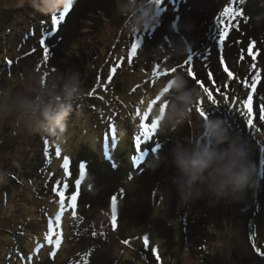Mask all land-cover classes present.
Returning a JSON list of instances; mask_svg holds the SVG:
<instances>
[{
	"label": "rangeland",
	"instance_id": "obj_1",
	"mask_svg": "<svg viewBox=\"0 0 264 264\" xmlns=\"http://www.w3.org/2000/svg\"><path fill=\"white\" fill-rule=\"evenodd\" d=\"M72 1L62 8L68 12V18L75 17L76 10H85L88 6L81 3L82 0ZM203 1L173 0L176 8L188 4L187 8L180 7L182 11L173 14L169 3L162 2L161 12L152 10L147 25L151 23L152 26L159 18L167 20L171 14L177 16L181 12L191 19L197 13L200 19ZM209 1L220 3L221 11L224 7H233L243 13L232 21L228 38L231 34L236 36L239 31L248 33V47L239 50L231 45V57L226 58L223 53L228 49L223 45L221 50L217 43V19L214 18L213 23H208L207 29L202 31L199 45L195 41L201 30L188 20V28L171 29L170 38L164 35L143 40L144 47L129 61L131 41L136 43L138 37L125 39L124 33L129 34L135 29L132 33L136 34L142 25V29L146 28L147 25L141 22L144 0H112L107 12L99 16L86 15L79 19L77 15L73 22L61 23H64L66 34L74 28L79 32L66 49L56 47L61 59H66L58 70L55 64L42 61L43 49L35 50L39 47V40L44 47L50 39L55 43L59 40L60 32L51 37L42 35L48 30L51 32V26L41 20L46 14L33 8V0H0V264H150L139 253V247L145 246L144 235L149 236L148 247L162 254L164 264H238L239 248L246 260L254 262L258 255L256 249L264 251V128L255 123L257 113L260 115V109L264 107V39L256 42L260 50L258 54L254 45L264 30V0L260 3L259 0ZM244 18L249 19H246L248 23ZM32 27H35L34 33ZM33 35L42 36L36 39ZM175 36L178 39L174 38L172 42ZM175 42L179 50L172 44ZM237 50L241 57H234ZM253 53L258 56L253 57ZM190 54L195 55L191 64H187L186 56ZM20 60H24V64H20ZM215 60L219 62L218 69ZM248 60L251 62L247 63ZM208 65L214 70L210 82L214 83V75H220L224 81L222 87L225 91L212 92L216 104L208 101L207 93L199 83L206 77L196 76V80H191L188 75L189 68L194 73L205 70L209 74ZM113 67L117 72L110 74ZM172 68H176V72H172ZM73 74L78 75L80 97L73 101L66 130L38 131L35 117L21 107L22 101L24 98L35 99L34 89L39 87L37 81L55 82L60 88L63 80ZM257 75L259 79L253 92L250 85ZM174 78H183L188 81V87L194 86L200 91L202 98L199 102L207 119L224 120L229 134L240 137L249 146L250 160L254 165V186L247 188L241 199L217 201L204 197L181 203L178 190L171 182L174 168L168 163L170 152L177 141L194 139L204 119L198 114L197 103L189 118L175 129L161 123L156 115L165 110L164 104L168 107L174 102L176 93L167 87ZM249 93L253 96L256 128L249 126L244 114L247 110L244 102ZM119 100L125 109H135L143 115L141 117L150 113V120L156 127L146 131L143 123L151 121H140V116L136 117L134 113V118H130V112L119 106ZM148 100L150 103L146 108L140 106L141 102L147 104ZM115 113L120 118L111 120ZM121 114L130 119L120 121ZM108 120L110 123L106 122ZM57 148L59 156L55 154ZM144 154L152 158L145 165L152 169L145 175L142 173L123 180L127 177H122L119 171L115 173L101 168L102 158L107 157L105 160L112 167L121 168L124 164L133 165ZM65 169L70 175H65ZM157 170L162 174L158 176L152 194L154 221L128 228L130 219L119 220L124 216L120 213L114 228L110 218L105 216L106 209L98 203L106 204L109 190L117 186L122 190L129 188L125 190L123 208L131 207L127 200L132 197V206L137 209L139 201L135 200L134 191L139 192L143 179ZM81 173L80 182L91 181V187H95L86 194L92 198L94 206H76L74 210L66 207L59 227L54 228L60 233L61 243L59 247L49 244L45 239L49 220H54L61 212L59 197L54 194L53 187L63 189L67 183L69 189ZM65 198L67 205L68 197ZM249 211L253 212L247 217ZM197 213L202 218L191 223ZM158 218L166 224L156 227ZM80 220L82 224H75ZM164 225L166 237L172 235L173 240L161 235ZM167 227L172 229L167 230ZM76 230L78 232L74 234ZM53 252L54 256L51 255Z\"/></svg>",
	"mask_w": 264,
	"mask_h": 264
},
{
	"label": "clouds",
	"instance_id": "obj_2",
	"mask_svg": "<svg viewBox=\"0 0 264 264\" xmlns=\"http://www.w3.org/2000/svg\"><path fill=\"white\" fill-rule=\"evenodd\" d=\"M72 0H33V6L43 14H52L67 7ZM146 10L141 22L149 19ZM35 88V99L24 98L21 107L32 114L37 130L51 133L66 130V121L72 112L73 101L80 97L78 75L63 80L58 88L55 82L40 83ZM169 91H175L174 102L159 112L161 123L171 128L182 125L191 109L201 100L196 87H188L183 78L168 82ZM168 163L174 168L171 182L176 186L182 204L204 197L215 199H241L247 188L253 187L254 165L250 160L247 143L229 134L222 119H204L194 139L177 141L171 149Z\"/></svg>",
	"mask_w": 264,
	"mask_h": 264
},
{
	"label": "trees",
	"instance_id": "obj_3",
	"mask_svg": "<svg viewBox=\"0 0 264 264\" xmlns=\"http://www.w3.org/2000/svg\"><path fill=\"white\" fill-rule=\"evenodd\" d=\"M111 1L112 0H82L81 1V3H83V4H87L88 6H86V9L84 10H82V11H79V10H76L77 11V13L76 14H74L75 15V17L74 16H72V18H68V17H66L67 15H68V12H64V9H62V10H60V11H57V12H55V13H52V14H46V15H44V17H42V22L44 23V24H49V26H51V32H49V30L46 32V33H43L42 35H44V36H46V37H51L52 35H54V34H57V33H59L60 32V36H59V40H58V42L57 43H55L54 41H53V39H50L49 41H47V46L46 47H44L45 45L43 44V46L41 45V40H39L38 42H37V46H39V47H36L35 48V50H40V49H43V47L44 48H47V50H48V53H49V59L47 60L49 63H53V64H55L56 66H57V69L59 70L60 69V65L62 64V62L64 61V60H66V59H61V56H60V53H59V51L56 49V47L59 45V46H61L62 48L64 47L65 49L67 48V47H69V45H71V43H72V41H73V37H78V28L76 29V28H74V29H72V31H71V33L70 32H68L67 34L65 33L66 32V28L64 27V23L65 22H67V21H74V19L76 18V16L78 15V17H79V19L80 18H83V16L85 17L86 15H89V16H93V15H96V16H99V15H101L102 13H104V12H107V10H108V7H110V5L109 4H111ZM172 1L173 0H161V3L162 2H168L169 3V5L171 6V10H172V14L173 13H178L179 11H182V10H180V7L179 8H176V7H174V5L172 4ZM203 1V0H202ZM252 1V0H251ZM35 2L36 3H39V0H35ZM264 2V1H263ZM72 3H73V1H72ZM159 4V6H157V4H156V0H144V3H143V6H142V9L144 10V12L146 11V10H150L151 12H154V11H152V10H157L156 12L157 13H160L161 12V10H162V8H161V6H162V4ZM259 3H260V0H259ZM22 6V5H21ZM21 6H19V8H22ZM33 6V5H32ZM73 7V6H72ZM185 7L187 8L188 7V4L187 5H184L183 7H181V9H185ZM33 8L34 9H36L34 6H33ZM68 9V8H67ZM142 9H139V11H141ZM203 11V12H202ZM221 12V9H220V3L218 4V2H216V1H214V2H210L209 0H206V1H203V6L201 7V9L199 10V14H200V19L198 18V16H197V13L195 14V16L191 19L190 17H188V15H186L185 13H183V12H181V13H179L177 16H172V14L167 18V20L165 19V18H161V20H160V18H159V20H158V22L156 23V24H154V25H152V26H150V24H148L147 25V23H148V21H143L142 23H144V26H146V28H144V29H142V27H143V25H142V27H141V30H139V31H137L136 32V34H133V33H135V32H133L134 30H132L129 34H127V33H124L125 34V36H127V38H125V39H128V38H131L132 36H135V35H137V37H138V39H136L135 41H137V42H139V44H140V48H143L144 47V45L145 44H143L144 42H143V40H148V37L150 38L151 37V39H157V38H159V37H161V36H164V35H167L169 38H170V30L172 29V30H175V31H178L179 29H185V28H188V20H192V22H194L195 23V27H199L198 29L199 30H201V32H200V34H199V38H198V40L197 41H195V43H198V45L200 44V40H201V36H202V31H204L205 29H207V24L208 23H213V20H214V18L215 19H217L216 17H218V15H219V13ZM31 14H33L34 15V13H31ZM31 18H33V17H31ZM57 21H56V20ZM65 19H68V20H66L65 21ZM245 20L246 19H248V18H244ZM248 21H249V19H248ZM248 21L246 20V22L248 23ZM62 22H64L63 24H61ZM75 24V23H74ZM191 24V23H190ZM189 24V25H190ZM262 24V23H261ZM173 25H175V27L173 28ZM36 26V25H35ZM48 26V27H49ZM211 26H213V25H211ZM74 26H71V28H73ZM39 28V27H38ZM70 28V27H69ZM194 28V27H193ZM264 28V27H263ZM262 28V29H263ZM197 29V31H199ZM147 32H146V31ZM34 31H35V27H32V32L34 33ZM133 32V33H132ZM143 32V33H142ZM192 32V31H191ZM214 32H216V31H213V33ZM261 34H259V39H257V40H255V44L254 45H256V42L258 41H260V40H263L264 39V30L262 31L261 30ZM152 33H154V34H152ZM242 32L241 31H239V32H237V35L235 36V35H230L229 36V38L227 39H225V41H224V46H226V48L228 49V52H225V53H223L224 54V56H226V58H228V57H231V52L229 53V51H231V45H233L234 47L236 46L237 48H239V50L241 49V48H245V47H248V44H249V38H248V33L247 34H241ZM36 34H37V32H36ZM65 34V35H64ZM193 34V33H192ZM239 34H241V35H239ZM42 35H37V36H35V35H33V37L34 38H36V39H40V36H42ZM218 36V35H217ZM133 38L134 37H132L131 39L133 40ZM174 38H177L176 36L175 37H173V39H172V42H173V40H174ZM192 38H193V36H192ZM262 38V39H261ZM72 39V40H71ZM178 39V38H177ZM182 40L184 39L183 37L181 38ZM255 39V38H254ZM254 39H252V41H254ZM145 40V41H146ZM131 43H134V41H131ZM141 43H142V46H141ZM183 43V42H182ZM172 44H175L176 46H177V49H178V47H179V45H178V43L177 42H175V43H172ZM257 46V45H256ZM148 47V45L146 46V48ZM196 47V46H195ZM253 47V46H252ZM140 48L138 49V51L136 52V53H134V55H135V57H137V55L140 53L139 52V50H140ZM230 48V49H229ZM194 50L196 49V48H193ZM192 49V50H193ZM252 49H254V48H252ZM255 49H257L256 51H257V54L259 53V47L257 46ZM263 49V48H262ZM130 51H131V47H130V49H129ZM179 50V49H178ZM187 50H189L190 51V49L187 47ZM256 51L254 52V53H256ZM37 52H39V51H37ZM43 52V51H42ZM235 52V54H233L234 55V57H241V55L242 54H240L239 53V51L237 50V51H234ZM253 53V57H257L258 55H255ZM262 55V54H261ZM67 57H68V55H67ZM134 57V58H135ZM41 59H42V61H45L44 59H43V53L41 54ZM244 59V58H243ZM263 59H264V56H263ZM259 60H260V58H259ZM135 61H137V59H135ZM215 62H216V68L218 69V67H219V62L218 61H216L215 60ZM251 62V60H248L247 61V63H250ZM20 64H24V60H20V62H19ZM54 65V66H55ZM70 67H71V65H69ZM209 66H211V65H208L207 66V70L208 71H210L211 73L214 71L213 69H212V67H209ZM20 68V67H19ZM21 69V68H20ZM205 71V70H204ZM198 72V71H196V73H195V77L193 78V77H191V80H196V76H198V78H200V77H202V76H204V77H206L205 78V80H204V82H203V86H208V88H209V90L211 91V92H213L214 90L216 91V92H219V91H225L224 90V88L222 87V83H224V81H223V79L221 78V76L220 75H218V76H215L214 75V78H213V80H214V83H211L210 82V77H208L209 76V74L208 73H206V72ZM198 74V75H197ZM213 74V73H212ZM222 79V80H221ZM103 81H106V80H103ZM215 84V85H214ZM225 86H226V83H225ZM118 93V92H117ZM145 99V98H144ZM144 101V100H143ZM125 102V101H124ZM145 102V101H144ZM148 103H150V101L148 100L147 101V104H142V102H141V105L140 106H142L143 105V108H146L147 107V105H148ZM127 104V103H126ZM82 106H84V105H82ZM119 106L123 109V110H128V109H125L122 105H121V103H120V100H119ZM138 109V108H137ZM128 112H130L129 113V117L130 118H134L133 116V113L136 115V117H139L140 116V121H146L147 122V120L148 121H151L150 120V113H148L147 115H148V119L147 120H145L144 119V117H141V116H143L142 114H138V112H137V110H128ZM152 114V113H151ZM261 114V113H260ZM146 115V116H147ZM123 115L121 114V120L120 121H126V120H129L130 118L128 117V116H126V118H123L122 117ZM155 116V115H154ZM157 117H159L158 115H156ZM259 113H257V115H256V117H255V123H256V125H258L260 128H264V125L263 124H261V122H263L264 123V121H261L260 119H259ZM118 118H120V115H118L117 116V114L115 113V114H112V117L110 118L111 120H116V119H118ZM155 118V117H154ZM107 123H110V121L108 120V121H106ZM114 129H115V131H116V128L114 127ZM114 131V132H115ZM116 133V132H115ZM152 136H153V134L151 135V138H152ZM150 137V136H149ZM239 137V136H238ZM239 139H240V137H239ZM242 140V139H241ZM187 142V141H186ZM261 150V149H260ZM264 150V149H263ZM110 155V153H108V155L107 156H109ZM76 156L78 157L79 156V151L77 152V154H76ZM76 156H75V158H76ZM103 156V155H102ZM107 158V157H106ZM106 158H102V161L100 160V162H102L101 163V168L103 167L104 168V170H108V171H110V172H115V173H117L118 171L120 172V173H122V177H127V179H123V180H129V179H131V177L132 176H134V175H140V174H146L147 172H149V171H151V169H149V167H148V165L147 166H145L146 164H148L149 163V161L152 159L151 157H150V155L148 156V155H146V154H144V156L142 157V158H140L138 161L137 160H135L134 162H133V165H130V164H128V165H126V164H124L123 165V167H121V168H118V167H116V168H114V167H112L105 159ZM88 161V160H87ZM85 163H86V160L84 161ZM71 163V162H70ZM157 165V164H156ZM82 168L83 167H85L84 165H82L81 166ZM135 173V174H134ZM148 174V173H147ZM160 174H162V171L161 170H157L156 172H152V174L149 176V178L147 177V179H143V185L142 186H140L139 184V192H136L137 190H135L134 191V195H135V200L136 201H139V203H138V208L136 209V207H133L132 206V203L134 202V200H133V198L132 197H128L129 198V200H127V203H131V207H128V208H123V205H125L126 204V202H125V200H126V198L124 197V194L126 193V191L129 189V188H124L123 190L121 189L122 187H120V189L119 188H117V186H115L114 188H112V189H110L109 190V194H108V197H107V203L106 204H104V203H98V204H101V206L104 208V209H106V213H105V216H107V218H110V220H111V216H112V198L113 197H116V199H117V211H116V214H117V219H118V217H119V214L120 213H124V216H122V217H120L119 218V220H122V219H125L126 217L128 218V220L130 219V221H128V228H136V227H140L141 225H144L145 223H148V222H150V221H154L153 219H154V209H153V207H152V194H153V189H154V186H155V184H157V181H158V176L160 175ZM83 176V175H82ZM82 176L80 175V177L79 178H76L74 181H72V183L69 185L71 188H69V189H67L66 191H65V196L66 197H70V195L73 193V192H75V191H77V189H76V180H80V179H82ZM144 178V177H143ZM85 180H87V179H84V181ZM91 181H87V182H80V188H79V195H78V200H80V202H78L77 203V205L76 206H80V207H84V206H86V207H88V205H90V207H92V206H94L93 204V202L91 201V199L92 198H88L87 196H86V194H87V191H89V190H94V186H92L91 187ZM72 186H73V188H72ZM88 187H90V188H88ZM88 189V190H85V189ZM126 190V191H125ZM86 200V201H85ZM133 200V201H132ZM82 202V203H81ZM124 209L126 210V211H124ZM127 209H129V210H127ZM175 209H177V208H175ZM202 213L203 212V210L202 211H198V213ZM251 212H253V211H249V213H248V215H247V217H249L250 215H251ZM198 213L197 214H195L194 215V218L195 219H191L192 221H191V223H193V222H196L198 219H201L202 218V215H198ZM115 214V207L113 206V215ZM174 217H176V216H174ZM171 218H173L172 216H171ZM176 218H178L179 220L181 219V217H176ZM159 219V221H155V223H156V227H158L159 225H162V224H166V223H164V222H162L161 220H160V218H158ZM158 219H155V220H158ZM82 222L83 221H78V222H76L75 224H78V223H81L82 224ZM158 223V224H157ZM85 224L83 223V225L82 226H84ZM168 228H170V229H172L171 227H167V230H168ZM83 229V228H82ZM81 229V230H82ZM79 230V229H78ZM78 230H76L75 232H74V234H76V232H78ZM161 235L163 236V237H165V238H167L166 237V235H165V233H166V225H164L163 227H161ZM172 232V231H171ZM107 233V232H106ZM190 233H191V231H190ZM168 240H173L174 238H172V235H170L169 236V238H167ZM140 248V251H139V253H142V257L143 258H146L147 259V261L150 263V264H164V261H163V259H162V254L161 253H159V252H156V251H154L152 248H150V247H145V246H141V247H139ZM239 250H240V252H239V256H240V259H239V256H237V250H236V257H237V259H239V261H238V264H264V256H261V255H257V257H256V260L253 262H249L248 260H246V257L245 256H243V254H242V251H241V249L239 248ZM242 255V256H241ZM246 262V263H245ZM207 264H209V262L207 263Z\"/></svg>",
	"mask_w": 264,
	"mask_h": 264
},
{
	"label": "snow or ice",
	"instance_id": "obj_4",
	"mask_svg": "<svg viewBox=\"0 0 264 264\" xmlns=\"http://www.w3.org/2000/svg\"><path fill=\"white\" fill-rule=\"evenodd\" d=\"M161 3V0H156V4L157 6H159V4ZM243 13L233 7H224V9L219 13V16L217 18V24H218V40H217V43L218 45L221 47V50H222V46L224 44V41L225 39L228 37L229 35V30L231 27H233V24H232V21L236 18V17H239L241 16ZM175 27V25H173V28ZM41 45L43 46L42 42H41ZM140 48V44L139 42H136V43H132L131 45V51H130V55H129V61L131 60L132 57H135L134 53H136L138 51V49ZM210 54V53H209ZM195 55V54H194ZM194 55L193 54H190L188 56H186V63L187 64H191L193 58H194ZM43 59L45 61H47L49 59V53H48V50L47 48H44L43 47ZM205 59H207V57H205ZM9 63H11V61H9ZM222 63H223V59H222ZM159 66H157L158 68ZM172 72H176V68H172L171 69ZM117 72V68L116 67H113L110 69V74H114ZM154 72L157 73L156 70H154ZM188 75L190 77H195V73L189 68L188 70ZM211 72H209V77L211 78ZM229 77L232 76V73L229 72L228 73ZM110 79H111V75H110ZM259 79V76L257 75L256 77H254L251 81V89L252 91L254 92L256 87H257V81ZM201 84V87L203 88V91L205 93H207V99L209 102H211L212 104H216L217 101L216 99L213 97V93L209 90L208 87H203V82H199ZM164 91H167L166 89ZM157 101H155L156 103ZM245 105H246V112L244 113L246 116H247V122L249 124V126L251 128H256V125L254 124V121H253V108H252V103H253V96L251 93H249V95L247 96V100L244 102ZM201 105V102H198V114L203 118V119H207L206 117V114H205V110L203 109V107L200 106ZM163 108L166 109L167 108V104H164L163 105ZM260 116H259V119L261 121H264V107H261L260 109ZM149 117L148 115L144 117L145 120H147ZM144 126H145V130H150V129H154L156 127L155 123H153L151 121V123H143ZM149 125H151V128H149ZM257 131H259L257 129ZM45 142L47 143L48 141L45 139ZM55 154L57 156L60 155V150L59 148L56 149V152ZM65 163H67V157H65ZM65 175H70V173L68 172L67 169H65ZM83 174L81 173V176ZM79 188H80V180H76V189L77 191L73 192L70 197H68V203L66 205L65 203V190L68 189V184L65 183L63 185V189L57 187V186H54L53 187V192L55 195H57L59 197V207H60V210L61 212L58 213L56 215V217L54 218V220L50 219L49 220V226H48V232L46 234V241L47 243L49 244H55L57 247H59L60 243H61V238H60V233L55 231L54 228H58L59 225H60V221H61V214L63 213V211L65 210V208H71V209H75L76 208V205H77V201H78V195H79ZM112 216H111V222H112V226L115 228L116 225H117V214H116V211H117V199L116 197H113L112 198ZM113 206L115 207V214L113 215ZM55 237V239H54ZM143 239V242H144V245L145 247L148 246L149 244V236L148 235H144L142 237ZM125 243H128V241H125ZM257 251V254L258 255H261V256H264V251H260L259 249H256ZM51 255H55V253L53 252Z\"/></svg>",
	"mask_w": 264,
	"mask_h": 264
}]
</instances>
